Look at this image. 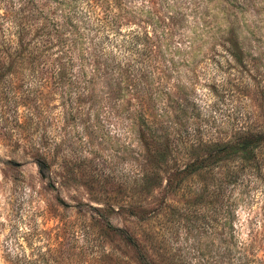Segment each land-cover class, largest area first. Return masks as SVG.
I'll list each match as a JSON object with an SVG mask.
<instances>
[{
  "label": "rangeland",
  "instance_id": "374dc122",
  "mask_svg": "<svg viewBox=\"0 0 264 264\" xmlns=\"http://www.w3.org/2000/svg\"><path fill=\"white\" fill-rule=\"evenodd\" d=\"M34 1L68 21L75 46L60 62L54 49L22 60L6 49L0 0V264H264V149L253 172L233 163L166 186L192 148L264 133V0ZM232 28L240 63L225 51ZM94 50L124 78L95 76ZM108 81L126 90L109 99ZM139 90L144 116L177 144L155 187ZM133 206L152 213L139 220Z\"/></svg>",
  "mask_w": 264,
  "mask_h": 264
},
{
  "label": "trees",
  "instance_id": "16d2710c",
  "mask_svg": "<svg viewBox=\"0 0 264 264\" xmlns=\"http://www.w3.org/2000/svg\"><path fill=\"white\" fill-rule=\"evenodd\" d=\"M34 2V0H2V3H8L9 6V9H6L4 16H2L3 20L13 30V33L6 31L8 32L5 38L6 49L14 47L16 56L22 60L28 59L37 65L42 63L44 58L48 59L49 57H46V55L54 49L55 53L52 55L55 58L53 61L60 62L64 56L69 54V49L66 48L75 46L74 41L67 43L69 33L66 32L65 27L69 23L64 18L62 19L63 23H59V25L53 23L47 14L42 9H39ZM71 33L73 32L71 31ZM170 34L168 33L169 37ZM133 37L136 39L135 42L142 40L141 35L133 34ZM147 38L146 35L143 39ZM224 45L226 46L225 51L235 61L240 63L243 51L239 37L233 28L230 30L228 39L224 40ZM91 55L93 56L92 72L95 76L101 73L104 75L117 73L124 78L119 66L114 70L111 64L100 63L95 50ZM55 72L61 79L66 69L64 67L58 68ZM107 84V97L109 99L118 98L126 90L118 81L113 84L108 81ZM140 92V90L137 91V95L133 97L136 100L135 106H138L133 115L138 114L134 117V120L138 123V138L145 152L144 161L147 169L143 174V179L147 182V186H154L153 180L159 178V171L171 159L177 144L169 139V134L160 135L161 131L155 129L157 125L154 120H150L147 115L146 117L144 116L143 94ZM202 146L203 149L198 153H194L195 149L192 148L190 160L184 163L181 168L169 173L166 178V186L168 188H176L186 178L196 176L202 171L213 170L221 166L226 167L233 163H238V168L241 171L249 170V172H253L258 167L260 150L264 149V133L242 132L234 135L228 141L208 142ZM41 166H44V164L42 163ZM237 175L234 174L229 178L227 177V183L231 184L232 180L237 178ZM151 213L141 206H133L128 209V214L139 220H143ZM102 232L107 235H118L128 243L130 242L129 237L122 235L123 231L113 227L108 222L103 224ZM141 258L143 264H149L143 257Z\"/></svg>",
  "mask_w": 264,
  "mask_h": 264
}]
</instances>
